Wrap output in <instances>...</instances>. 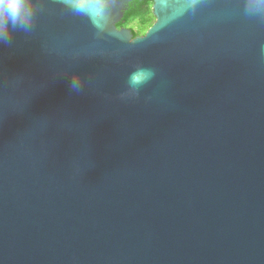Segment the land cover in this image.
Instances as JSON below:
<instances>
[{
  "label": "water",
  "instance_id": "water-1",
  "mask_svg": "<svg viewBox=\"0 0 264 264\" xmlns=\"http://www.w3.org/2000/svg\"><path fill=\"white\" fill-rule=\"evenodd\" d=\"M130 1L0 36V264H264V5Z\"/></svg>",
  "mask_w": 264,
  "mask_h": 264
},
{
  "label": "clouds",
  "instance_id": "clouds-1",
  "mask_svg": "<svg viewBox=\"0 0 264 264\" xmlns=\"http://www.w3.org/2000/svg\"><path fill=\"white\" fill-rule=\"evenodd\" d=\"M264 5V0H256ZM92 0H73L78 12L86 13ZM30 17L28 0H0V36L6 34L10 27H16ZM147 79V73L138 71L131 76L132 85H138Z\"/></svg>",
  "mask_w": 264,
  "mask_h": 264
},
{
  "label": "trees",
  "instance_id": "trees-1",
  "mask_svg": "<svg viewBox=\"0 0 264 264\" xmlns=\"http://www.w3.org/2000/svg\"><path fill=\"white\" fill-rule=\"evenodd\" d=\"M153 4V0H131L117 26L131 28L134 36L145 34L156 19L153 14Z\"/></svg>",
  "mask_w": 264,
  "mask_h": 264
}]
</instances>
